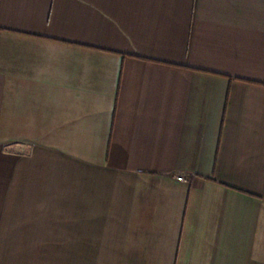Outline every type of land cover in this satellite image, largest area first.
<instances>
[{
  "label": "crops",
  "instance_id": "crops-1",
  "mask_svg": "<svg viewBox=\"0 0 264 264\" xmlns=\"http://www.w3.org/2000/svg\"><path fill=\"white\" fill-rule=\"evenodd\" d=\"M0 264H264V0H0Z\"/></svg>",
  "mask_w": 264,
  "mask_h": 264
},
{
  "label": "built area",
  "instance_id": "built-area-1",
  "mask_svg": "<svg viewBox=\"0 0 264 264\" xmlns=\"http://www.w3.org/2000/svg\"><path fill=\"white\" fill-rule=\"evenodd\" d=\"M179 181L186 182V178L184 176H179L178 177Z\"/></svg>",
  "mask_w": 264,
  "mask_h": 264
}]
</instances>
